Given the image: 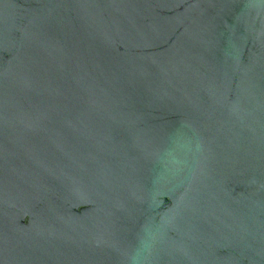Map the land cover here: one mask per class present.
<instances>
[{
  "label": "water",
  "instance_id": "95a60500",
  "mask_svg": "<svg viewBox=\"0 0 264 264\" xmlns=\"http://www.w3.org/2000/svg\"><path fill=\"white\" fill-rule=\"evenodd\" d=\"M0 264H264V0H0Z\"/></svg>",
  "mask_w": 264,
  "mask_h": 264
}]
</instances>
